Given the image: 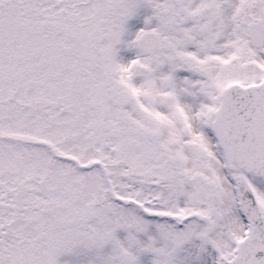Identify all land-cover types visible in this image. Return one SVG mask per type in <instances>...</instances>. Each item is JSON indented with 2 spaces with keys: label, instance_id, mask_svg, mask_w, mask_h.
<instances>
[{
  "label": "snow or ice",
  "instance_id": "obj_1",
  "mask_svg": "<svg viewBox=\"0 0 264 264\" xmlns=\"http://www.w3.org/2000/svg\"><path fill=\"white\" fill-rule=\"evenodd\" d=\"M0 264H264V0H0Z\"/></svg>",
  "mask_w": 264,
  "mask_h": 264
}]
</instances>
